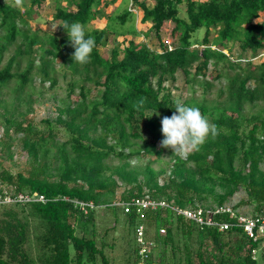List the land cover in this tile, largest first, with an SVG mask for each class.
<instances>
[{
	"label": "trees",
	"instance_id": "16d2710c",
	"mask_svg": "<svg viewBox=\"0 0 264 264\" xmlns=\"http://www.w3.org/2000/svg\"><path fill=\"white\" fill-rule=\"evenodd\" d=\"M44 1L16 7L0 0V63L16 46L0 70V195L31 198L0 204V264H141L139 225L153 244L145 264H264L260 250L254 256L260 242L230 214L201 225L174 209L229 204L237 215L264 217V0H105L102 7L103 0H50L59 30L41 35L30 16ZM101 20L104 27L94 25ZM72 22L95 38L87 64L72 59L62 27ZM166 22L174 24L170 43L162 37ZM110 37L114 47L104 56L100 48ZM58 61L63 77L70 76L66 96L52 97L56 118L37 123L28 118L34 82L39 78L41 96L46 83L54 89ZM211 68L215 81H226L217 92L221 100L207 98ZM178 73L205 97L182 104L199 108L219 131L187 159L160 147L161 120L179 101L166 83L174 84ZM22 106L28 111L16 114ZM16 142L28 158L26 171L5 166L15 161ZM165 150L170 158L163 161ZM119 189L122 200L148 195L168 206L147 210L145 218L135 208L125 213L114 204ZM243 206L252 208L246 213ZM224 223L229 227L221 230ZM116 247L121 255L111 256Z\"/></svg>",
	"mask_w": 264,
	"mask_h": 264
},
{
	"label": "rangeland",
	"instance_id": "374dc122",
	"mask_svg": "<svg viewBox=\"0 0 264 264\" xmlns=\"http://www.w3.org/2000/svg\"><path fill=\"white\" fill-rule=\"evenodd\" d=\"M6 2H12L13 0H5ZM105 3V0L102 1V4L100 7H102ZM120 2L117 4L119 5ZM115 6V5H114ZM114 6H111L109 8H105L107 11H111ZM181 15L185 16V12H184V7L181 8ZM34 13L31 14L30 16V24L33 27V29L36 30H40V34H44L47 33L49 35H52L56 32H58L59 30V22H56L53 20V16H54V12H55V8H54V3L50 0H46L42 3V5L40 7L38 6H34L33 8ZM139 17L136 20V25L137 27L139 26V28H141V24H140V18L142 16V13L139 12ZM106 21L105 20H101V21H96L94 22V25L97 27H104ZM146 26H148V24H146ZM174 24L172 22H166L163 30H162V37L163 39L170 43L172 41V35H171V31L173 28ZM203 32H199V38L202 37ZM113 38L110 37L109 38V43L107 46L105 47H101L100 48V52L104 55V56H110L111 54V50L113 49V45L114 42L112 40ZM123 37H120L119 40L120 42L123 41ZM136 42L140 43L143 42V38L142 37H138L136 38ZM157 37L155 35H152L151 37V44L153 45V47L157 50H160L158 47V43H157ZM16 46H12L9 48V50L7 52H5L4 57L2 62L0 63V70H2L4 67H6L8 65V62L10 60V58L12 57V55L14 54V50H15ZM241 53L238 48H235L234 50V54H235V58L241 57ZM245 58V57H244ZM257 61L261 62L263 61V59L259 58ZM26 66V62H23L21 67L19 68L20 70H23ZM57 69L60 72L58 75V85L54 88L51 89L49 87V83H46L44 86V91H42V96H41V82L39 81V78L36 79V81L34 82V86L36 87V91L33 95V99L35 100V102L33 103V107L32 110L29 112L28 118L31 120H34L35 122H40L42 119H46V118H56L57 116V110H56V102L52 101V97H56L57 99H61L64 98L66 96V88H67V82L70 80V76L68 77H63L64 73L62 71V67L60 66V63H58L57 65ZM13 71L17 70L16 66H13ZM233 73V72H231ZM214 75H213V69L211 68V70L209 71V75H208V80L210 81H214V87L211 89L210 93L207 95V98L209 100H221V98L218 97V90L219 88L224 85V83L226 82L225 80L221 81H215L213 79ZM168 86L172 87L173 89V93L176 96V98L179 99V101L182 103L185 100H188L190 98H195L197 101H202L205 97H204V93H203V89L197 84L194 89L192 88V86L190 85V83L187 82V77L184 76L183 73H178L177 74V80L174 84L171 83H166ZM14 84H12L11 86H13ZM4 93L6 92L7 98H10L12 96V94L10 93L9 89H4L3 91ZM74 100L76 99V96L72 97ZM27 110V106H22L19 110L15 111L16 114L19 113V111H26ZM28 111V110H27ZM18 144V142H16V145ZM16 152V156H15V161L11 162V161H6L5 162V166L12 168L13 171H26L28 169V158L23 154L22 150L20 149V146H16L15 150ZM170 155L168 150H165V152L163 153V157L162 160L166 161L169 160ZM118 161L115 160L114 163H117ZM137 164V160H133L132 165ZM163 166V163H154V167L156 169L160 168ZM262 168L264 169V165L262 166ZM122 192L123 189H119L117 192V196H116V200H119L122 196ZM245 194L243 192H241L240 194H238L235 197V201H239L242 198H244ZM251 206H243L241 207V211L243 212H250L251 210ZM122 224V223H121ZM122 227V226H121ZM127 238L125 241V244L127 246H133L134 244V232L131 229L127 230ZM111 256H120L121 255V251L118 250V248L116 247V250L111 253ZM119 264H122V261L119 262Z\"/></svg>",
	"mask_w": 264,
	"mask_h": 264
},
{
	"label": "clouds",
	"instance_id": "9594fccd",
	"mask_svg": "<svg viewBox=\"0 0 264 264\" xmlns=\"http://www.w3.org/2000/svg\"><path fill=\"white\" fill-rule=\"evenodd\" d=\"M23 3L24 0H14L16 7H23ZM62 27L67 31L69 42L74 48L73 61L89 63L96 47L95 38H86L85 26L79 22L65 23ZM161 125L163 139L160 147L172 149L173 157L180 159H187L191 153L199 151L209 136L215 139L219 135L217 126L202 115L199 108L184 106L179 101L175 104L173 114L162 118Z\"/></svg>",
	"mask_w": 264,
	"mask_h": 264
},
{
	"label": "built area",
	"instance_id": "2783aa9c",
	"mask_svg": "<svg viewBox=\"0 0 264 264\" xmlns=\"http://www.w3.org/2000/svg\"><path fill=\"white\" fill-rule=\"evenodd\" d=\"M37 196V194H34ZM30 196H25L19 194L16 198H12L7 193L3 197L0 195V204L1 203H11L13 201H30ZM39 200H43V197H40ZM116 206L123 207L125 213H130L134 208L136 213L139 214L140 218H145V212L149 209H157L167 207L168 204L164 200H158L148 195H142L137 197H132L130 200L125 201L122 199L116 200L114 202ZM179 214L196 220L201 225H214V215L215 214H230L232 218L237 219L244 227V230L247 234L253 238L255 242H260V248L254 251V256L257 255L258 250H260L264 255V217L260 218H250L244 215H237L233 207L229 204H226L222 207H219L215 210H204L202 208L191 210V209H180L174 208ZM229 224H221V230L228 229ZM161 233H164V230H161ZM137 241L140 244V255L142 258L141 264L149 259V255L152 252V243H149L145 240V228L143 225H139L136 228Z\"/></svg>",
	"mask_w": 264,
	"mask_h": 264
}]
</instances>
